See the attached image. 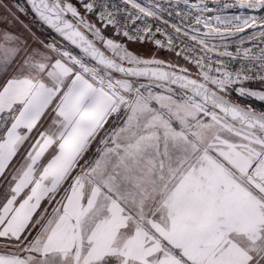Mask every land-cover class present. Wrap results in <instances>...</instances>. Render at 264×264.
Here are the masks:
<instances>
[{
	"label": "snow or ice",
	"instance_id": "6c2138e0",
	"mask_svg": "<svg viewBox=\"0 0 264 264\" xmlns=\"http://www.w3.org/2000/svg\"><path fill=\"white\" fill-rule=\"evenodd\" d=\"M0 8V264H264V0Z\"/></svg>",
	"mask_w": 264,
	"mask_h": 264
},
{
	"label": "rangeland",
	"instance_id": "374dc122",
	"mask_svg": "<svg viewBox=\"0 0 264 264\" xmlns=\"http://www.w3.org/2000/svg\"><path fill=\"white\" fill-rule=\"evenodd\" d=\"M5 3H13L11 0H4ZM4 16V12H3V9L0 8V17ZM20 19L25 23V24H28L30 22V20L32 19V17L30 15H27V16H24V15H21L20 16ZM5 25L0 23V28H4ZM14 31H19V32H23V28H21L19 25H15L13 27ZM142 51H147L146 49H142Z\"/></svg>",
	"mask_w": 264,
	"mask_h": 264
},
{
	"label": "trees",
	"instance_id": "16d2710c",
	"mask_svg": "<svg viewBox=\"0 0 264 264\" xmlns=\"http://www.w3.org/2000/svg\"><path fill=\"white\" fill-rule=\"evenodd\" d=\"M13 3L19 2L20 4H24L25 0H11ZM29 15L31 16V13H29ZM32 17V16H31Z\"/></svg>",
	"mask_w": 264,
	"mask_h": 264
},
{
	"label": "built area",
	"instance_id": "2783aa9c",
	"mask_svg": "<svg viewBox=\"0 0 264 264\" xmlns=\"http://www.w3.org/2000/svg\"><path fill=\"white\" fill-rule=\"evenodd\" d=\"M236 10H230V12H229V14L231 13V12H235Z\"/></svg>",
	"mask_w": 264,
	"mask_h": 264
}]
</instances>
